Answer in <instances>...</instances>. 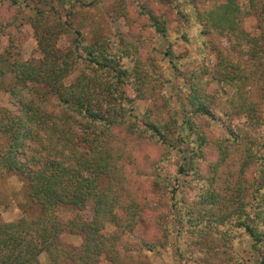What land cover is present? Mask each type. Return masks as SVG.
<instances>
[{"label": "trees", "instance_id": "trees-1", "mask_svg": "<svg viewBox=\"0 0 264 264\" xmlns=\"http://www.w3.org/2000/svg\"><path fill=\"white\" fill-rule=\"evenodd\" d=\"M178 16L228 40L210 46L211 67L179 72L181 113L155 43ZM250 16L256 35L243 27ZM24 25L38 57L13 44L0 54L12 106L0 107V180L16 177L25 198L22 216L0 217V264H148L173 250L180 264H264V0H0V36ZM138 100L149 102L141 113ZM66 207L74 213L59 219ZM139 225L153 232L134 237ZM63 233L81 242L60 243ZM241 238L255 263L235 252Z\"/></svg>", "mask_w": 264, "mask_h": 264}, {"label": "rangeland", "instance_id": "rangeland-1", "mask_svg": "<svg viewBox=\"0 0 264 264\" xmlns=\"http://www.w3.org/2000/svg\"><path fill=\"white\" fill-rule=\"evenodd\" d=\"M92 1V0H86ZM141 2L142 0H136ZM212 0H204V7L211 5ZM217 2H223L225 0H216ZM241 6L247 4V0H237ZM155 7L157 13H160L161 6L152 3ZM80 8H85L79 6ZM191 6L187 7V10ZM168 9H165V15L169 17ZM96 16L101 13V6L98 5L95 8L90 9ZM140 16H136L139 18ZM172 19L167 23L168 40L157 37L155 40L156 47L160 49V54L158 58L160 63L166 69L167 75L170 79L168 86L165 88L166 94L172 99L175 104L176 109L181 113V101L180 98L183 96V90H186V83L184 75L179 73L180 71L187 74L189 70L201 65L206 64L207 66H212L214 63V54L210 51V46L213 42L220 46H226L228 40L226 37H217L211 39L210 34L202 35L199 34V25L194 17L189 16L187 19L178 17H171ZM147 19L142 17L138 19V22H146ZM104 25L110 24L107 18H104ZM128 25L123 18L118 19L113 23V29L117 32L126 31ZM139 25V24H138ZM258 20L255 16L247 17L243 21V27L245 30L251 34H258L259 29L257 27ZM150 32V31H149ZM11 39V41H10ZM13 39V42H12ZM11 42V43H10ZM71 42V36L66 35L59 40V45L61 47H67ZM10 44L18 46L21 50L22 56L24 58H35L38 57L39 52L36 48V44L32 35V30L29 26L24 25L20 29H16L12 38L4 35L0 36V54L4 53ZM171 50V55H165L167 49ZM169 61L175 63L176 67L173 66ZM2 76H0V107L11 108L9 102L8 94L3 89ZM217 88V83L213 81L211 83V91L214 92ZM148 101L138 100L135 103L136 113H141L148 105ZM264 120V115H263ZM212 131L216 135H223L226 133V128L223 122L220 120H214L211 122ZM24 195L22 193V182L19 181L14 176H7L6 182L0 180V217L5 221H11L18 219L24 213L22 211V204L24 203ZM74 213V211L69 208H62L56 215L59 219L65 220ZM28 215V214H27ZM37 213L29 212V218L36 217ZM113 227L111 225L107 226L106 231L111 232ZM134 232V237L145 235L151 233V226L149 225H139ZM153 232V231H152ZM177 233L176 228H174V234ZM60 243L66 244L68 246L79 245L81 239L78 236H74L68 233H63L59 236ZM235 252L238 253L244 260L255 263V256L252 253L251 242L247 238H241L234 243ZM148 264H180L177 253L173 250L172 255L169 258H164L158 252L149 253ZM42 263L48 260L47 254L45 252L41 253L39 256ZM100 264H111L104 258L101 260Z\"/></svg>", "mask_w": 264, "mask_h": 264}]
</instances>
